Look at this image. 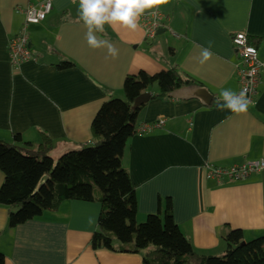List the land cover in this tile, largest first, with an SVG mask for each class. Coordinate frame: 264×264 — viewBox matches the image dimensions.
Masks as SVG:
<instances>
[{
    "label": "crops",
    "instance_id": "crops-1",
    "mask_svg": "<svg viewBox=\"0 0 264 264\" xmlns=\"http://www.w3.org/2000/svg\"><path fill=\"white\" fill-rule=\"evenodd\" d=\"M51 1L52 12L28 29L31 58L13 67L9 42L24 26L20 10ZM157 13L164 17L153 40L105 25L98 33L119 52L92 49L79 14V0H0V142L15 137L38 149L41 133L53 141V161L94 143L93 121L106 102L125 99L127 77L155 75L177 68L202 83L220 100L224 89L241 92L239 59L232 37L245 33L262 64L257 94L246 114L206 108L199 101L147 103L138 127L161 128L137 134L127 145L122 166L130 174L138 201L137 224L164 216L171 201L183 236L203 255L220 257L222 237L241 230L244 241L264 237V170L243 183L207 179L206 166L231 168L264 163V0H171ZM145 15H150L145 13ZM212 58L200 63L203 49ZM70 61L75 68L60 71ZM5 176L0 170V189ZM95 196L101 195L94 188ZM102 213L100 203L68 201L54 213L11 229L9 211L0 206V253L6 264H147L142 255L91 248ZM118 244V243H116Z\"/></svg>",
    "mask_w": 264,
    "mask_h": 264
},
{
    "label": "trees",
    "instance_id": "trees-1",
    "mask_svg": "<svg viewBox=\"0 0 264 264\" xmlns=\"http://www.w3.org/2000/svg\"><path fill=\"white\" fill-rule=\"evenodd\" d=\"M250 44L256 47L251 41ZM75 67L74 63L64 61L57 69ZM189 86L206 88L177 68L127 77L123 86L125 99L106 102L95 117L91 128L94 143L71 150L56 162L48 157L53 141L44 133L38 149L19 135L14 145L0 142V170L5 176L0 206L9 211V227L14 229L46 212H57L68 201L98 202L102 213L91 240L94 251L142 255L147 264H264V237L245 242L241 230L222 237V256L198 253L176 225L170 200L166 202L164 216L150 215L144 223L136 222V190L122 166L128 142L137 135L141 114L147 106L134 110V103L143 94H150L149 102L174 100V92ZM216 102L211 108L217 107ZM46 176L49 177L44 182ZM95 187L101 192L98 198ZM0 264H6L2 253Z\"/></svg>",
    "mask_w": 264,
    "mask_h": 264
},
{
    "label": "built area",
    "instance_id": "built-area-1",
    "mask_svg": "<svg viewBox=\"0 0 264 264\" xmlns=\"http://www.w3.org/2000/svg\"><path fill=\"white\" fill-rule=\"evenodd\" d=\"M53 9L51 1H47L40 8H29L20 10L25 16V24L17 36L9 42V58L14 67L31 58L28 28L30 25L39 24ZM164 17L157 13L156 15H144L141 18V26L145 30V39L153 40L157 31L161 28ZM232 45L239 59L237 76L241 85V92L245 93L247 99H252L257 94L261 81L262 64L259 60L258 49L250 44L249 38L245 33H237L232 37ZM165 124L160 120L155 125H144L138 130L141 135L149 134L156 128H161ZM264 170L263 162H251L243 165H237L231 168H220L206 166L207 179L216 181L219 184L243 183L252 176Z\"/></svg>",
    "mask_w": 264,
    "mask_h": 264
},
{
    "label": "clouds",
    "instance_id": "clouds-1",
    "mask_svg": "<svg viewBox=\"0 0 264 264\" xmlns=\"http://www.w3.org/2000/svg\"><path fill=\"white\" fill-rule=\"evenodd\" d=\"M170 3L171 0H79V14L87 28L86 40L88 46L92 49L106 48L110 57L117 58L119 55L118 49L97 35L105 31V25L111 26L114 30L121 26L126 30L135 32L139 30V20L146 12L156 15L160 8ZM211 58L212 52L210 49H203L200 63L204 64ZM249 104L250 100L246 98L243 91L237 94L231 89L222 90L220 100L216 102L217 108L222 111L227 109L235 115L246 114ZM138 130L139 127L136 130L137 134Z\"/></svg>",
    "mask_w": 264,
    "mask_h": 264
},
{
    "label": "water",
    "instance_id": "water-1",
    "mask_svg": "<svg viewBox=\"0 0 264 264\" xmlns=\"http://www.w3.org/2000/svg\"><path fill=\"white\" fill-rule=\"evenodd\" d=\"M172 98L181 101H199L204 107L210 108L214 102V97L207 88L199 86H189L180 89L172 94ZM150 101V94L141 95L134 103V110L139 109Z\"/></svg>",
    "mask_w": 264,
    "mask_h": 264
},
{
    "label": "rangeland",
    "instance_id": "rangeland-1",
    "mask_svg": "<svg viewBox=\"0 0 264 264\" xmlns=\"http://www.w3.org/2000/svg\"><path fill=\"white\" fill-rule=\"evenodd\" d=\"M22 14H23V13H22ZM51 157H53V154H51V156H50L49 158H51ZM48 177H49V176H46V177H45L44 182L48 180ZM96 188H97L98 190H100L98 187H96ZM138 224H140V223H138ZM251 241H252V240H251ZM249 242H250V241H249Z\"/></svg>",
    "mask_w": 264,
    "mask_h": 264
}]
</instances>
